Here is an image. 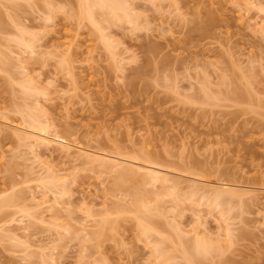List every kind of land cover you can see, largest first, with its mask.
Returning <instances> with one entry per match:
<instances>
[{"label": "rangeland", "instance_id": "374dc122", "mask_svg": "<svg viewBox=\"0 0 264 264\" xmlns=\"http://www.w3.org/2000/svg\"><path fill=\"white\" fill-rule=\"evenodd\" d=\"M124 2L130 20L94 24L80 0H0V264H264V0ZM32 120L181 184L121 183L1 125Z\"/></svg>", "mask_w": 264, "mask_h": 264}, {"label": "bare ground", "instance_id": "6f19581e", "mask_svg": "<svg viewBox=\"0 0 264 264\" xmlns=\"http://www.w3.org/2000/svg\"><path fill=\"white\" fill-rule=\"evenodd\" d=\"M126 2V1H125ZM125 2H124V0H80V7H79V5H78V17L80 16V19L82 18V19H88V20H90L92 23H94V24H97L96 22V20H95V14H94V9L96 10V9H99V11L100 10H105V12H104V15L106 14V11H107V14L108 15H106V16H108V18H109V20L108 21H111V23L114 21V20H121V19H128V20H130V14L128 13L129 12V9H128V7L125 5ZM251 5H253V4H251ZM80 10V11H79ZM101 13H102V11H101ZM132 13V12H131ZM103 16V15H102ZM105 19H106V17H105ZM87 20V21H88ZM105 21V20H104ZM122 21V20H121ZM127 21V20H126ZM124 22V21H123ZM110 23V22H109ZM132 24V23H131ZM99 27H100V25H99ZM101 30H103V29H101ZM104 32H105V30H103ZM103 32V33H104ZM106 33V32H105ZM105 33L104 34H102V36H103V38H107V35H105ZM110 39V38H109ZM106 40H108V39H106ZM104 41V40H103ZM108 42V41H107ZM24 44V43H23ZM30 44V43H29ZM29 44H27V41H26V44H25V46H26V48L27 49H29V50H31L32 48H31V46H29ZM65 44V43H64ZM109 44V43H108ZM111 44V43H110ZM110 44H109V46H110ZM66 45H67V47L68 48H66V49H64V51L65 50H67V51H69L70 52V49H71V47H73V45H74V42H73V39L71 40V41H68V42H66ZM66 45L64 46V47H66ZM106 45V44H105ZM26 49V50H27ZM29 50H28V52H29ZM21 64V63H20ZM26 72V71H25ZM29 76V75H28ZM27 76L25 75V78H26ZM28 78V77H27ZM27 80V79H26ZM25 80V81H26ZM30 80V79H29ZM34 83V82H33ZM25 84V83H24ZM27 84H28V82H27ZM30 85V84H29ZM30 90H36V88H34V87H31V88H29ZM27 93V92H26ZM29 93V92H28ZM36 94H38L37 92H36ZM35 106L36 107H38V104L36 105L35 104ZM40 110H41V107L39 108ZM40 110L38 111V112H40ZM35 111V110H34ZM36 113H37V111H36ZM40 113H42V115H44L46 118L48 117L47 116V113L45 112V110H44V112H43V107H42V111L40 112ZM30 120H31V118H30ZM33 120H34V118H33ZM32 120V122L34 123L35 122V124H31V126L29 127L28 126V130H25L24 129V127H20V126H15V125H12L13 123H11V124H8V123H3V124H1V125H4V126H6L7 127V129L9 128V133H10V131L12 132V134H14V136L18 139V141L20 140V141H22V142H25V143H28V144H30L33 148H35V150H37V149H39V148H44L43 150H45V149H49V148H52V147H59V149H57L58 151H61L62 152V154H64V156L65 155H67V156H69V158H72V156L71 155H74V161L75 162H77V161H81V162H83L84 163V165H90L91 167L93 166V169L95 170V167L96 168H98V169H102V170H104V172L106 171V173L108 172L109 174L110 173H115L117 176V180L118 181H120L121 183L123 182V179H124V177L126 176V178H127V182H129L128 180L130 179V177L132 178V180L131 181H134L135 180V178L136 177H141V179L143 180V181H145V182H148V183H146V184H160L161 183V185L162 186H165V188L169 185V188L167 189L168 190V192L169 191H172V190H174L175 189V191H177V187H179L178 185L179 184H181V182L179 183V184H177L176 182H174L173 180H171V178H169V175H168V172L166 173H163V170H162V172L160 171V170H156V166H158V165H156L155 166V162H153V159L152 158H150V157H148V158H146V160L144 159V165L143 164H140L139 163V165H134V163L132 162V164H131V162L130 163H126V162H124V160H122L121 161V159H120V157H119V159L118 158H112V156L110 157V156H108L107 154H103V152L101 153L99 150V152H97V151H93V150H89L88 148H82L81 146L79 147V146H76V145H74L73 143L71 144V143H69L67 140H65L64 139V137L62 138L61 137V135H60V137L58 136V134L56 135V136H51V134H49V131H48V129L50 130V128L52 127L50 124H47V123H49V122H47L46 121V126H43L44 124H42V122L41 123H39V120L37 121V124H36V121H33ZM8 122V121H7ZM10 123V122H9ZM33 125V126H32ZM51 126V127H50ZM50 127V128H49ZM2 128H4V127H2ZM7 129H5V130H7ZM2 131H4V129L2 130ZM2 131H1V133H2ZM8 131V130H7ZM4 132H6V131H4ZM53 134L55 135V133L53 132ZM29 145V146H30ZM33 150V149H32ZM33 152H34V150H33ZM36 152V151H35ZM49 153V152H48ZM36 156V155H35ZM41 157V156H40ZM39 157V158H40ZM35 158H37V157H35ZM72 158V159H73ZM38 160V159H37ZM77 160V161H76ZM135 162V161H134ZM138 162V161H137ZM140 162H142V161H140ZM44 163L45 162H43L42 164V166H44L45 167V165H46V163H45V165H44ZM143 163V162H142ZM37 164V163H36ZM40 164H41V160H40ZM126 165V166H125ZM129 166V167H128ZM134 167V168H133ZM42 168V167H41ZM46 169L48 168V166L47 167H45ZM45 168H44V170H45ZM42 170H43V168H42ZM173 175V174H172ZM50 176H51V174H50ZM59 177V179H57V180H60V181H64V183H65V178L63 179H60V176H58ZM175 177V176H174ZM179 177V176H178ZM177 177V178H178ZM122 178V179H121ZM43 180V179H42ZM122 180V181H121ZM126 180V179H125ZM188 180V179H187ZM59 181V182H60ZM195 181V180H194ZM51 182V181H50ZM145 182H143V184L145 183ZM198 182V181H197ZM46 183H48V182H45V184ZM54 183V180H53V182H52V184ZM57 183V182H56ZM196 183V182H195ZM206 183V182H205ZM51 184V183H50ZM142 184V183H141ZM201 184V183H200ZM53 185H55V188H56V184H53ZM60 185V184H59ZM192 185H194V184H192ZM207 185V184H206ZM210 185V184H209ZM208 185V186H209ZM216 185V184H215ZM57 186H58V184H57ZM63 186V185H62ZM153 186V185H152ZM223 186H224V184H223ZM223 186L222 187H211V185H210V191L212 192V194H213V198H212V200L211 201H213L215 204H216V207L217 206H221L222 205V194H223V192H226V190L223 188ZM59 187V186H58ZM58 187H57V189H58ZM199 187V186H198ZM60 188H62L61 186H60ZM63 188H64V186H63ZM230 188V187H229ZM169 189H171V190H169ZM203 189H206V188H203ZM243 189V188H242ZM241 189V190H242ZM251 189V188H250ZM164 190H166V189H164ZM179 190L180 189H178V192H179ZM195 190V189H194ZM202 190V188H197V191H201ZM237 190H239V189H237ZM175 191H172V194H174L175 195ZM196 191V190H195ZM194 191V192H195ZM65 192V190H62V192L60 191L59 193H64ZM178 192H177V194H178ZM209 192V191H208ZM242 192V191H241ZM195 193H197V192H195ZM244 192H242L241 194H243ZM247 193H249V194H251V192H247ZM136 194V196H138L137 195V193H135ZM134 194V195H135ZM191 194H193V192L191 193ZM209 194V193H208ZM225 194V193H224ZM241 194H239L238 193V196H244V195H246V193L245 194H243V195H241ZM170 195V194H169ZM198 195V194H197ZM135 196V197H136ZM190 196V195H189ZM196 196V195H195ZM194 195H193V197H195ZM237 196V197H238ZM134 197V199H135V207L137 208V213H140L141 211H143L142 210V208L143 207H146L145 205H143L142 203H140V201L142 202V199L141 198H139V197H137V199H139V202H138V200H136V198ZM177 197V196H176ZM196 197H198V196H196ZM204 196H202V199H206L205 197L203 198ZM195 199V198H194ZM201 202V201H200ZM223 202H224V200H223ZM144 203V202H143ZM204 203H206L205 201H204ZM45 204V203H44ZM46 204H48L47 202H46ZM136 204H137V206H136ZM145 204V203H144ZM53 206V205H52ZM49 207H50V205H49ZM48 211L49 212H51V210H49L48 209ZM149 212V211H148ZM144 214V213H143ZM139 215H141V214H139ZM143 217H145V215L143 216ZM143 217H142V220H144L145 219V222L144 221H142V220H140L139 221V225H140V227L142 228V232H143V234L144 233H149L150 231H153L152 229H151V226H147V224L149 225V221H148V219L147 218H144L143 219ZM139 218H141V217H139ZM140 222H142V223H140ZM153 222V221H152ZM152 222H150V225H152ZM145 223H147L146 224V227L145 226H143V225H145ZM143 227H144V229H143ZM144 230V231H143ZM200 231H198V233H199ZM231 232H230V229L228 230V232H227V235H226V237L227 238H231V234H230ZM147 234H145V235H147ZM202 236H203V234H201ZM199 236V234L197 235L196 234V236H195V238H194V242H193V244L192 245H194L196 248H197V250L198 249H202V250H204V251H207L206 249V247H208V252L210 253L211 252V247H212V244H210L209 245V243H211V242H208V241H206V240H204L205 239V237H198ZM183 240V239H182ZM209 240V239H208ZM210 241V240H209ZM182 242V241H181ZM207 242H208V244H207ZM217 242V241H216ZM190 243H192V242H190ZM219 244H220V242H219ZM181 245V244H180ZM182 245L184 246L185 244H183V242H182ZM181 245V246H182ZM232 246V245H231ZM188 247V246H187ZM193 247V246H192ZM214 247V246H213ZM30 248V246L28 247V248H26V249H29ZM182 248V247H181ZM186 247L184 246V249H185ZM183 249V248H182ZM190 250H192L191 248H189ZM189 249H186L185 251H189V252H191ZM217 249H221V248H216V251H217ZM214 250H215V247H214ZM218 250V251H219ZM184 251V250H183ZM185 252V258L187 259V261L189 262V264H196L194 261H196V259H193V256L189 253V252ZM194 252L195 251H193V254H194ZM198 252V251H197ZM212 252H214L213 250H212ZM219 253V252H218ZM221 253V252H220ZM183 255V254H182ZM213 255V254H212ZM192 256V257H191ZM198 256V255H197ZM220 256V255H219ZM199 258V257H198Z\"/></svg>", "mask_w": 264, "mask_h": 264}]
</instances>
